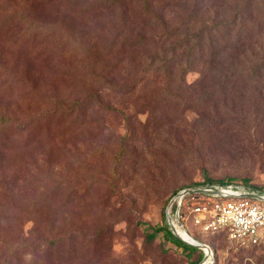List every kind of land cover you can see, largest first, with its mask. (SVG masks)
Masks as SVG:
<instances>
[{
	"label": "rangeland",
	"instance_id": "374dc122",
	"mask_svg": "<svg viewBox=\"0 0 264 264\" xmlns=\"http://www.w3.org/2000/svg\"><path fill=\"white\" fill-rule=\"evenodd\" d=\"M228 182L264 191V0H0V264H197L167 199Z\"/></svg>",
	"mask_w": 264,
	"mask_h": 264
},
{
	"label": "built area",
	"instance_id": "2783aa9c",
	"mask_svg": "<svg viewBox=\"0 0 264 264\" xmlns=\"http://www.w3.org/2000/svg\"><path fill=\"white\" fill-rule=\"evenodd\" d=\"M164 214L167 229L175 237L178 231L193 237L189 223L203 233L224 232L239 246L264 251V191L232 182L183 186L169 196ZM199 243L202 248L197 264H211V247Z\"/></svg>",
	"mask_w": 264,
	"mask_h": 264
},
{
	"label": "trees",
	"instance_id": "16d2710c",
	"mask_svg": "<svg viewBox=\"0 0 264 264\" xmlns=\"http://www.w3.org/2000/svg\"><path fill=\"white\" fill-rule=\"evenodd\" d=\"M233 21H235V19H233ZM233 21H232V22H233ZM227 24H229V23H227ZM164 26H165V25H164L163 23H161V27L164 28ZM163 34L166 35V37H168V38L172 37L174 34H176V35H180V33L176 32V30L165 31V32H163ZM163 34H162V35H163ZM183 34H184L185 36H189V37H192V38L195 39V38H198L199 30H196V31H194V32L191 33V30H190L189 28H185L184 31H183ZM142 40H143V38H142ZM157 43H158V40H157ZM183 45H185V44H184V42H182V41H177V40H175L174 42H172L171 45H170V47H169L170 55H171V56L174 55V54H173V51H174L175 49H180L181 46H183ZM196 45H197V44L195 43V40H194V42H193V47H196ZM169 60H170L169 58L167 59V58H165L164 56H163V58H160L158 61H159V63H161V64H159L158 69H159V70H162V71L165 73V77L167 78V81L169 80L170 82H183L182 79H181V75H182V71H183V70H182V69H179V70L177 71V73H174V70H173L172 67L169 66V64H168ZM201 74H202V78L205 77V75H203V72L200 71V75H201ZM215 81H216V82H220L218 78H216ZM4 144H5V143H4ZM5 145H6V144H5ZM2 146H3V144H2ZM220 184H222V183H220ZM166 233H167L168 237H170V238L172 237L171 239H173L174 242H178V243H180L182 246H184V247H186V248L190 247V246L184 244L183 242H181V241H180L179 239H177L175 236H173V235L170 233L169 230H167ZM200 258H201V257H200ZM199 260H200V259H199Z\"/></svg>",
	"mask_w": 264,
	"mask_h": 264
},
{
	"label": "bare ground",
	"instance_id": "6f19581e",
	"mask_svg": "<svg viewBox=\"0 0 264 264\" xmlns=\"http://www.w3.org/2000/svg\"><path fill=\"white\" fill-rule=\"evenodd\" d=\"M177 235L182 239V240H184V241H186V242H188V243H192V244H197V245H199V248H202V244H200L199 243V241H197V240H192L191 239V236L188 234V233H186V232H183V231H178L177 232Z\"/></svg>",
	"mask_w": 264,
	"mask_h": 264
},
{
	"label": "water",
	"instance_id": "95a60500",
	"mask_svg": "<svg viewBox=\"0 0 264 264\" xmlns=\"http://www.w3.org/2000/svg\"><path fill=\"white\" fill-rule=\"evenodd\" d=\"M176 237H177L179 240H181L183 243H185V244H187V245H189V246L199 247V245H197V244L188 243V242L182 240L179 236H176Z\"/></svg>",
	"mask_w": 264,
	"mask_h": 264
}]
</instances>
